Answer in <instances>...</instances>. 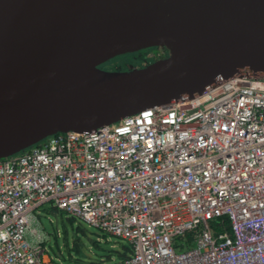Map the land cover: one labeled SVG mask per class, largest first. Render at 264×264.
Wrapping results in <instances>:
<instances>
[{"label":"built area","instance_id":"obj_1","mask_svg":"<svg viewBox=\"0 0 264 264\" xmlns=\"http://www.w3.org/2000/svg\"><path fill=\"white\" fill-rule=\"evenodd\" d=\"M46 204L132 247L103 264H264V77L0 159V264L51 263L33 228Z\"/></svg>","mask_w":264,"mask_h":264},{"label":"water","instance_id":"obj_2","mask_svg":"<svg viewBox=\"0 0 264 264\" xmlns=\"http://www.w3.org/2000/svg\"><path fill=\"white\" fill-rule=\"evenodd\" d=\"M153 47L169 55L101 67ZM241 70L264 77V0H0V159L194 99Z\"/></svg>","mask_w":264,"mask_h":264},{"label":"rangeland","instance_id":"obj_3","mask_svg":"<svg viewBox=\"0 0 264 264\" xmlns=\"http://www.w3.org/2000/svg\"><path fill=\"white\" fill-rule=\"evenodd\" d=\"M149 50L145 49L119 56L111 67L105 65L104 68L107 70H112L111 68L113 67H118L119 70H128L127 67L141 68L143 67L144 55ZM159 53L160 51L150 52L151 59L157 61L160 57L158 56ZM148 63L144 66L148 65ZM52 209V204H46L37 213L42 226L39 232L42 235V239H46L48 256L51 258L50 264H97L100 259L92 249L93 243L96 241L102 243L103 254H108L113 247L115 250H120L121 241L117 240V237L108 235L110 238L106 239L102 231L89 226L79 219H73L67 212H55ZM36 224L39 225V223ZM75 243L80 245L81 252L79 254L76 253ZM113 259L120 260L117 256Z\"/></svg>","mask_w":264,"mask_h":264},{"label":"trees","instance_id":"obj_4","mask_svg":"<svg viewBox=\"0 0 264 264\" xmlns=\"http://www.w3.org/2000/svg\"><path fill=\"white\" fill-rule=\"evenodd\" d=\"M117 58L109 61L108 63H110V64L114 63L117 60ZM108 63H106V64H108ZM106 64H104V65H106ZM52 210H54L55 212L59 211L58 209H56L54 207ZM73 219H75V218H73ZM212 226H213L214 232L216 234H219V233L223 232L224 230H228L229 232L231 231L230 221L228 218L217 219V220L212 222ZM104 238L107 239L110 237L107 234H105ZM117 240L121 241L120 250L119 249L115 250L113 247L112 251H110L108 254L102 253V251H103L102 243H100L99 241H96L93 243L92 249L95 252L96 256H98L100 259V262L97 264H103L104 261H106V262L111 261V260H113V258L115 256H117L118 259H120V260H124L126 258H129L132 255V247L130 246V244L124 240H121V239H117ZM107 243H109V242H107ZM75 246L77 248L76 253L79 254L81 252L80 251V245L78 243H75ZM103 258H105V259L103 260Z\"/></svg>","mask_w":264,"mask_h":264},{"label":"flooded vegetation","instance_id":"obj_5","mask_svg":"<svg viewBox=\"0 0 264 264\" xmlns=\"http://www.w3.org/2000/svg\"><path fill=\"white\" fill-rule=\"evenodd\" d=\"M148 49H150L149 51H147V53L144 55L145 57H144V59H143V64H142V66L143 67H145L144 65L145 64H147L148 63V61L149 60H151L150 61V63L151 62H154L155 61V59H151V57H150V52H153V51H160V53H159V55L158 56H160L159 57V59L158 60H160V59H163V58H165V57H167L168 55H169V50L167 49V48H165V47H163V48H161V47H153V48H148ZM148 49H146V50H148ZM145 50V49H144ZM142 51V50H141ZM149 53V54H148ZM154 56H156V55H154ZM117 58V57H116ZM157 59V58H156ZM150 63H148V64H150ZM108 67H111V65H112V63L110 64V63H108V64H106ZM105 66V65H104ZM104 66L102 65L101 67L102 68H104ZM130 66H133V65H130ZM107 67V68H108ZM129 68H131V67H127V69H129ZM105 69V68H104ZM112 70H119V68L118 67H113V68H111ZM107 70V69H106Z\"/></svg>","mask_w":264,"mask_h":264},{"label":"crops","instance_id":"obj_6","mask_svg":"<svg viewBox=\"0 0 264 264\" xmlns=\"http://www.w3.org/2000/svg\"><path fill=\"white\" fill-rule=\"evenodd\" d=\"M39 225H40V227H39ZM39 225L35 223L34 226H33V228L36 230V233L39 234L40 237H42V235H41L40 232H39V231L41 230V228H42L40 221H39ZM29 239H30L31 241H36V237H34V236H32V235H29ZM44 240H45V239H44ZM45 245H46V244H45Z\"/></svg>","mask_w":264,"mask_h":264},{"label":"bare ground","instance_id":"obj_7","mask_svg":"<svg viewBox=\"0 0 264 264\" xmlns=\"http://www.w3.org/2000/svg\"><path fill=\"white\" fill-rule=\"evenodd\" d=\"M148 54H149V53H148ZM144 57H145V56H144ZM148 65H149V64H148ZM148 65H146V66H148ZM146 66H145V67H146Z\"/></svg>","mask_w":264,"mask_h":264}]
</instances>
